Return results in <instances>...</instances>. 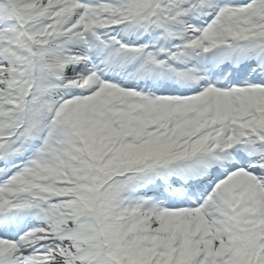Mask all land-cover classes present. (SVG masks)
<instances>
[{"label": "snow or ice", "instance_id": "obj_1", "mask_svg": "<svg viewBox=\"0 0 264 264\" xmlns=\"http://www.w3.org/2000/svg\"><path fill=\"white\" fill-rule=\"evenodd\" d=\"M0 264H264V0H0Z\"/></svg>", "mask_w": 264, "mask_h": 264}]
</instances>
